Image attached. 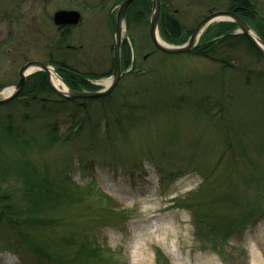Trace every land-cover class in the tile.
Here are the masks:
<instances>
[{
  "label": "rangeland",
  "instance_id": "1",
  "mask_svg": "<svg viewBox=\"0 0 264 264\" xmlns=\"http://www.w3.org/2000/svg\"><path fill=\"white\" fill-rule=\"evenodd\" d=\"M99 1L0 0V84L16 83L24 63L48 62L50 53L82 71L109 69V15L115 17L119 5L104 0L98 6ZM170 1L189 28L210 10L225 9L228 0ZM254 2L264 16V0ZM58 9L82 15L60 50L61 30L52 21ZM149 19L133 22L131 30L124 23L122 41L132 45L133 65L104 98H89L85 108L57 96L46 104L26 98L0 104V179L20 193L23 176L15 162L25 157L60 189H81L83 199L64 200L50 215L64 217L65 224L53 230L56 236L78 233L76 246L83 232L90 233L110 249V259L93 264H167L158 260L157 246L168 264H227L196 234L193 211L177 202L194 198L203 184L197 200L212 203L213 195L229 191L261 203L257 187L243 181L248 166L264 176V59L242 52L231 60L234 67H223L190 53L166 54L151 42ZM107 80L95 81L102 88ZM108 209L124 212L94 227L99 222L91 220ZM241 210L247 207L211 210L238 216L236 231L223 243L225 257L228 264H264V218L241 223ZM0 231V264H36L26 249L4 246L12 232L3 222Z\"/></svg>",
  "mask_w": 264,
  "mask_h": 264
},
{
  "label": "trees",
  "instance_id": "2",
  "mask_svg": "<svg viewBox=\"0 0 264 264\" xmlns=\"http://www.w3.org/2000/svg\"><path fill=\"white\" fill-rule=\"evenodd\" d=\"M121 1L122 0H115V4L120 5ZM160 1V36L168 43L176 45L183 44L188 40L194 26L189 28L185 27L178 16V8H173L170 0ZM100 5H104V0L99 1L98 6ZM225 9L233 10L243 17L264 41V16L259 13L254 0H228ZM151 10L152 0H134L126 11V27L131 30V24L133 22H148ZM211 11L212 10L209 12ZM109 24L111 30H114L115 17L113 15H109ZM72 27L74 26L58 27L60 30L63 29L61 32L62 37L60 36L58 40L60 46L63 44L64 37L68 36ZM131 47L132 45L129 43V40L126 38L123 39L121 46L122 71L129 68L131 65V56L133 55L131 54ZM242 52H251L258 59H264L248 38L243 33L238 32V25L234 21L219 20L212 22L205 28L197 44L188 53L212 59L220 63L223 67H234L231 60H234V56L237 57L239 53ZM49 63L56 67L59 75L71 89L78 91L100 89L101 86L93 83L92 80L109 76L113 71V56L111 66L105 72H96L93 70L82 71L75 65H66L64 60L53 62V60L49 59ZM59 65L68 69L69 72L60 69ZM71 69L78 70V74L72 73L70 71ZM257 72L259 74L258 76H263V72ZM1 87L2 85L0 84V88ZM52 96H57L59 100L73 101L77 103V106L83 108L87 107V101L89 99L77 98L71 100L58 96L50 88L45 72L38 70L27 77L23 89L12 101L18 100L19 98H26V103L29 101L28 99H30L46 104L53 100ZM83 119L84 118H80L76 120V122H79V128L76 132L80 129L83 123L80 122ZM51 130H56V125L53 126ZM54 138L55 137H52L51 139L53 140ZM227 146L231 148V142H229ZM243 155L245 157V152ZM15 163L17 165L15 169L17 168L23 176L20 193L11 189L9 181H2L0 179V223L3 222L12 232L10 236L12 241H7L4 245L5 247L15 248L17 246L18 248L26 249L34 255L36 264H93L101 260L110 259L111 256H113L112 253L108 252L110 249L105 248L104 245L97 244L95 238L88 235L90 233L83 232L76 246L73 244L77 242L75 240L77 239V235H79L78 233L68 237L63 235L56 236L53 233V230L57 228L58 224H63L64 217L52 216L50 213L54 214L53 212L56 206L64 200H73L75 198L79 200L83 199L84 194L81 189L76 190V194L75 191L67 192L64 187L60 189L61 187L55 184L52 178L49 177L47 171H45V174L40 172L28 158L20 157ZM233 163L235 162L233 161ZM245 172L247 179L243 181L244 185L248 184V186L254 185L257 187L258 199L261 203L257 202V198L253 201L239 199L235 194L229 191L226 194L220 193L222 194L221 196L220 194L213 195V198H209L212 203H208L205 201L206 199L199 200L198 197L197 200L196 196L200 194L203 184L196 191V194L193 195L194 198L181 199L177 202L179 206L190 208L193 211L194 219L196 220V234L201 236L204 240H207L209 242L208 246L218 252L227 264L228 261L224 254L223 243L229 242L230 237L236 231L238 216L215 214L211 210L223 204L228 207L231 205L243 209L247 207L246 211L243 210L245 214L243 213L244 217L241 216V223L245 219H251L255 223L258 219L264 218V205H262L264 196L263 173L253 166H248ZM233 176V172L228 173V178H226L227 181L231 180ZM0 177L2 176L0 175ZM204 180H206V176H204ZM240 180H243L242 176ZM233 187L231 190H234ZM237 187L238 186L235 188ZM98 195L107 197V195L102 192H99ZM92 211H95L94 208ZM123 212L124 211L115 212L108 209L106 215H100L97 219L91 221L92 223L99 222L94 226L99 227V225L108 222V216L114 215V213L121 216ZM2 246L3 245H0V247ZM156 251L158 260L162 258L168 264L169 260L167 256L164 255L162 249L157 246Z\"/></svg>",
  "mask_w": 264,
  "mask_h": 264
},
{
  "label": "water",
  "instance_id": "3",
  "mask_svg": "<svg viewBox=\"0 0 264 264\" xmlns=\"http://www.w3.org/2000/svg\"><path fill=\"white\" fill-rule=\"evenodd\" d=\"M134 0H122L115 18V29H114V42H113V71L110 75V81L107 85H104L101 89L98 90H74L69 86L68 91H63L56 86H54L50 79L49 67L52 66L46 61L42 60H30L24 63L18 69L19 78L16 83L12 85L3 86L0 88V104L7 103L17 97L21 90L23 89L27 77L34 73L35 71L42 70L45 72L47 76V82L50 88L59 96L66 99H77V98H100L105 97L110 94L113 89L116 87L120 77L122 76L121 70V45H122V31L125 22L126 11L129 5ZM160 0H152V10L150 14V23H149V36L153 43V45L160 51L169 54H180L187 53L192 50V48L197 44L200 35L205 30V28L214 21L219 20H230L234 21L238 25V32L243 33L248 40L256 47V49L261 53L264 57V41L261 37L254 31V29L249 25V23L240 15H238L235 11L229 9H220L215 10L201 18L195 27L192 30L188 40L179 45L174 44H162L160 43L158 36H160L159 32V17H160ZM53 23L58 26H67V25H77L81 21V13L76 9H58L52 15ZM250 30H253L259 42L254 39V37L250 34ZM54 69L55 67L52 66ZM29 68H32L31 71L27 72ZM66 72H69L68 69L60 68ZM13 87V89L9 93H5L4 89L6 87Z\"/></svg>",
  "mask_w": 264,
  "mask_h": 264
},
{
  "label": "bare ground",
  "instance_id": "4",
  "mask_svg": "<svg viewBox=\"0 0 264 264\" xmlns=\"http://www.w3.org/2000/svg\"><path fill=\"white\" fill-rule=\"evenodd\" d=\"M250 34L254 37V39H256V41L259 42V39H258L256 33H255L253 30H250ZM158 39H159L160 43H162V44H167V43L162 39V37L158 36ZM31 70H32V68H29V69L27 70V72H29V71H31ZM49 72H50V79H51L52 84H53L54 86H56L57 88H59V89H61V90L67 92V91H68V87H67L66 83H65V82L62 80V78L56 73L55 69H54L52 66L49 67ZM108 82H109V80H107V83H108ZM12 89H13L12 86H11V87H6V88L4 89V92H5V93H9Z\"/></svg>",
  "mask_w": 264,
  "mask_h": 264
},
{
  "label": "flooded vegetation",
  "instance_id": "5",
  "mask_svg": "<svg viewBox=\"0 0 264 264\" xmlns=\"http://www.w3.org/2000/svg\"><path fill=\"white\" fill-rule=\"evenodd\" d=\"M62 30H63V29H61V32H62ZM67 47L70 48L71 46H70V45H67ZM56 49H57V50H60V49H61V46H60V45H57V46H56ZM68 56H69V58L71 57V55H68ZM64 57H67V56H64ZM64 57H62V58H64ZM49 59L53 60V62H60V61L64 60L65 63H66V65L68 64L69 66H72L71 64H69V63L66 62V59H65V58H64V59H58V58L56 59V58L52 57V55L50 54V55H49V58H48V61H49ZM76 59H77V58H76ZM59 67H60V68H64V67H61V65H59ZM64 69H66V68H64ZM70 71H71L72 73H74V74H78V73H77L78 70H76V69H71Z\"/></svg>",
  "mask_w": 264,
  "mask_h": 264
}]
</instances>
